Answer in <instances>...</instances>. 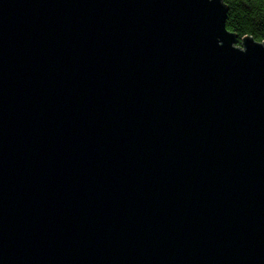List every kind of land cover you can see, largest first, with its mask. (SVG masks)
Masks as SVG:
<instances>
[{
  "label": "water",
  "instance_id": "1",
  "mask_svg": "<svg viewBox=\"0 0 264 264\" xmlns=\"http://www.w3.org/2000/svg\"><path fill=\"white\" fill-rule=\"evenodd\" d=\"M226 19L0 0V264H264V41Z\"/></svg>",
  "mask_w": 264,
  "mask_h": 264
},
{
  "label": "trees",
  "instance_id": "2",
  "mask_svg": "<svg viewBox=\"0 0 264 264\" xmlns=\"http://www.w3.org/2000/svg\"><path fill=\"white\" fill-rule=\"evenodd\" d=\"M227 7L226 29L239 41L251 37L264 41V0H222ZM240 44V43H239Z\"/></svg>",
  "mask_w": 264,
  "mask_h": 264
},
{
  "label": "rangeland",
  "instance_id": "3",
  "mask_svg": "<svg viewBox=\"0 0 264 264\" xmlns=\"http://www.w3.org/2000/svg\"><path fill=\"white\" fill-rule=\"evenodd\" d=\"M238 47H240V46H238Z\"/></svg>",
  "mask_w": 264,
  "mask_h": 264
}]
</instances>
